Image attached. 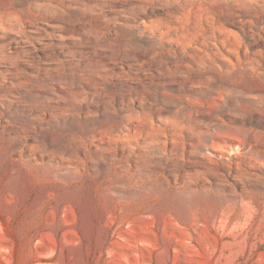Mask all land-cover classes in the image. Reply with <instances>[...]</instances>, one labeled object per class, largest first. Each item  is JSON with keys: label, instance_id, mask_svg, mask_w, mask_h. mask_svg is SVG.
I'll use <instances>...</instances> for the list:
<instances>
[{"label": "rangeland", "instance_id": "1", "mask_svg": "<svg viewBox=\"0 0 264 264\" xmlns=\"http://www.w3.org/2000/svg\"><path fill=\"white\" fill-rule=\"evenodd\" d=\"M0 264H264V0H0Z\"/></svg>", "mask_w": 264, "mask_h": 264}]
</instances>
